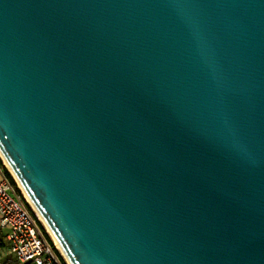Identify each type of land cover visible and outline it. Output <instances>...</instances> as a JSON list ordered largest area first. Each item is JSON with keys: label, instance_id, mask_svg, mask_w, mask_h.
I'll use <instances>...</instances> for the list:
<instances>
[{"label": "water", "instance_id": "95a60500", "mask_svg": "<svg viewBox=\"0 0 264 264\" xmlns=\"http://www.w3.org/2000/svg\"><path fill=\"white\" fill-rule=\"evenodd\" d=\"M0 153L70 264H264V0H0Z\"/></svg>", "mask_w": 264, "mask_h": 264}, {"label": "built area", "instance_id": "2783aa9c", "mask_svg": "<svg viewBox=\"0 0 264 264\" xmlns=\"http://www.w3.org/2000/svg\"><path fill=\"white\" fill-rule=\"evenodd\" d=\"M0 162V231L6 234L5 256L9 259L4 264H61L59 254Z\"/></svg>", "mask_w": 264, "mask_h": 264}, {"label": "bare ground", "instance_id": "6f19581e", "mask_svg": "<svg viewBox=\"0 0 264 264\" xmlns=\"http://www.w3.org/2000/svg\"><path fill=\"white\" fill-rule=\"evenodd\" d=\"M0 159L2 160V163L5 166V168L7 169V171H9L10 175L13 177L14 181L16 182L17 187H18L19 191L22 193V196H23L25 202L29 205V207L31 208L32 212L35 214L37 220L42 225V227L44 228L46 234L48 235V237L52 241V243H53L54 248L56 249V251H58V253L60 254V256L63 259V261H64L65 264H70L69 261L67 260L66 256L64 255L63 251L59 247L56 239L54 238V236L52 235V233L50 232V230L48 229V227L45 225L44 221L42 220V218L40 217V215L38 214V212L36 211V209L34 208V206L31 204V202H30L29 198L27 197L26 193L24 192L22 186L17 181V179L14 177V175L11 173V171L8 168L5 160L3 159L1 153H0Z\"/></svg>", "mask_w": 264, "mask_h": 264}, {"label": "crops", "instance_id": "0c3cea01", "mask_svg": "<svg viewBox=\"0 0 264 264\" xmlns=\"http://www.w3.org/2000/svg\"><path fill=\"white\" fill-rule=\"evenodd\" d=\"M7 249V244H6V234L2 231H0V264H4L7 260H9L5 256V251ZM14 264V263H13ZM62 264V263H61Z\"/></svg>", "mask_w": 264, "mask_h": 264}, {"label": "rangeland", "instance_id": "374dc122", "mask_svg": "<svg viewBox=\"0 0 264 264\" xmlns=\"http://www.w3.org/2000/svg\"><path fill=\"white\" fill-rule=\"evenodd\" d=\"M7 171V170H6ZM7 173L9 174V172L7 171ZM9 176L11 177V175L9 174ZM11 179L13 180V177H11ZM13 182L15 183V185H16V187H17V184H16V182L13 180ZM21 193V192H20ZM21 197H22V199H23V201L25 202V200H24V198H23V196H22V193H21ZM25 204L28 206V204L25 202ZM29 207V206H28ZM29 209H30V211L32 212V210H31V208L29 207ZM33 213V212H32ZM33 215L35 216V214L33 213ZM35 218H36V216H35ZM36 220H37V218H36ZM37 222L39 223V221L37 220ZM40 224V223H39ZM41 225V224H40ZM41 227H42V225H41ZM43 228V227H42ZM43 230H44V228H43ZM44 232H45V230H44ZM45 234H46V232H45ZM47 235V234H46ZM47 237H48V235H47ZM49 238V237H48ZM49 240H50V238H49ZM51 241V240H50ZM51 243H52V241H51ZM53 244V243H52ZM54 246V245H53ZM57 253H58V251H57ZM59 254V253H58ZM59 256H60V254H59ZM61 257V256H60Z\"/></svg>", "mask_w": 264, "mask_h": 264}, {"label": "trees", "instance_id": "16d2710c", "mask_svg": "<svg viewBox=\"0 0 264 264\" xmlns=\"http://www.w3.org/2000/svg\"><path fill=\"white\" fill-rule=\"evenodd\" d=\"M1 163V162H0ZM5 171V174L7 175V177L10 179V181L13 183V185H14V182H13V180L11 179V177L9 176V174L7 173V171L6 170H4ZM27 206V205H26ZM27 208L29 209V207L27 206ZM29 211H30V209H29ZM32 213V212H31ZM34 216V215H33ZM41 229H42V227H41ZM43 232H44V230H43ZM45 234V233H44ZM45 236L47 237V235L45 234ZM47 239H48V237H47ZM50 241V240H49ZM58 254V253H57ZM59 259H60V261H61V263L62 264H65L64 263V261H63V259L59 256Z\"/></svg>", "mask_w": 264, "mask_h": 264}]
</instances>
